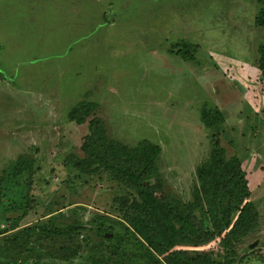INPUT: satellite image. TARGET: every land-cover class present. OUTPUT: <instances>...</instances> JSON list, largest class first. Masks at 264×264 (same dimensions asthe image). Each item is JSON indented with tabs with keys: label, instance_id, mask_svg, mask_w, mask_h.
I'll list each match as a JSON object with an SVG mask.
<instances>
[{
	"label": "rangeland",
	"instance_id": "obj_1",
	"mask_svg": "<svg viewBox=\"0 0 264 264\" xmlns=\"http://www.w3.org/2000/svg\"><path fill=\"white\" fill-rule=\"evenodd\" d=\"M258 0H0V176L34 162L31 210L13 229L0 212V264H149L120 208L134 194L99 170L65 166L85 156L92 119L127 147L146 140L163 192L192 202L212 138L245 174L258 226L227 251L220 240L178 249L232 264H264V74ZM182 42L195 46L180 58ZM96 108L82 125L68 119ZM223 123L206 129L202 110ZM120 199V200H118ZM63 232V233H62ZM258 241L250 249L249 245Z\"/></svg>",
	"mask_w": 264,
	"mask_h": 264
},
{
	"label": "trees",
	"instance_id": "obj_2",
	"mask_svg": "<svg viewBox=\"0 0 264 264\" xmlns=\"http://www.w3.org/2000/svg\"><path fill=\"white\" fill-rule=\"evenodd\" d=\"M255 24L264 28V0ZM195 46L182 42L178 50L184 61L193 59ZM258 68L264 74V44L258 48ZM96 108L83 103L71 111L68 119L82 125ZM200 122L206 129H217L223 123L219 110H202ZM213 150L209 160L197 168L192 202L181 203L167 196L156 166L160 148L143 140L135 147H127L106 137L99 119L89 122L88 133L81 139L85 156L66 158L65 166L91 174L103 170L134 196L120 208L125 227L137 239L141 257L149 264H232L227 254L224 261L205 255L189 256L178 249L192 241L220 240L227 251L234 242L253 233L258 226V212L250 201L245 174L236 157L228 158L218 138H212ZM35 174L31 158L21 157L0 176V212L11 222L13 229L31 210V186ZM120 200V199H118ZM63 233V232H62Z\"/></svg>",
	"mask_w": 264,
	"mask_h": 264
},
{
	"label": "water",
	"instance_id": "obj_3",
	"mask_svg": "<svg viewBox=\"0 0 264 264\" xmlns=\"http://www.w3.org/2000/svg\"><path fill=\"white\" fill-rule=\"evenodd\" d=\"M257 245H258V241H255V242H253L252 244L249 245V248H250V249H253V248H255Z\"/></svg>",
	"mask_w": 264,
	"mask_h": 264
},
{
	"label": "crops",
	"instance_id": "obj_4",
	"mask_svg": "<svg viewBox=\"0 0 264 264\" xmlns=\"http://www.w3.org/2000/svg\"><path fill=\"white\" fill-rule=\"evenodd\" d=\"M246 237H247V236H246ZM246 237H245V238H246Z\"/></svg>",
	"mask_w": 264,
	"mask_h": 264
}]
</instances>
